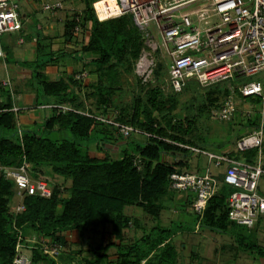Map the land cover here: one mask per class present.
I'll return each mask as SVG.
<instances>
[{
	"label": "trees",
	"instance_id": "trees-1",
	"mask_svg": "<svg viewBox=\"0 0 264 264\" xmlns=\"http://www.w3.org/2000/svg\"><path fill=\"white\" fill-rule=\"evenodd\" d=\"M82 1L83 10L78 14L82 18L76 15L77 12H72L73 16L67 17L64 22L63 35L68 40L77 25L81 28L82 25L89 24L88 38L78 52L81 55L76 58L82 60L85 53L92 55L80 73L86 72L87 78L92 72L95 76L93 82L85 84V78H77L76 73L50 79L45 71L47 65L58 64L60 57L64 56L66 59L74 56L63 51L57 52V56L53 52L45 53L43 43L38 41L37 58L23 63L29 65V80L36 89L33 105L47 109L48 115L41 125L29 128L20 124L19 114L24 111L14 109L17 107L13 104L12 93L7 87L9 85H3L0 81L2 165L18 168L26 163L27 174L33 181L46 179L44 175L60 174L72 182L71 190L65 196L61 194L60 188L50 185L48 180L45 181L51 188L50 196L43 195L39 189L33 193L23 190L19 194L16 181L0 174V264L13 262L17 245L27 243L23 234L28 228H32L41 237H48L51 245L57 243L61 246L57 258H54L36 245L30 250L32 264H59L58 258L62 251L70 248L64 232L77 229L79 236L88 231L101 234L98 230H102L107 224L111 225V234L117 242H105V234L102 233L99 244L89 247L91 256L85 257L83 264H178V252L172 236L185 227L183 223L174 221L165 226L156 222L141 236L129 242L125 238V231L133 218L132 215L125 214L123 209L126 205L144 207L153 210L157 218L163 210L173 209L174 202L169 196L174 193L169 188L170 173L175 170L191 171L193 168L197 172L204 170L199 161L193 165L190 163L191 157L200 158L202 155L194 154L173 142L208 148L210 140L200 135L192 136V130L193 126H197L198 117L208 114L207 109L200 108L201 104H210L202 103L201 98L195 95L192 96L191 103L186 104L189 114L182 121L169 116L177 107L176 100H170L159 85L142 84L135 73V61L144 42L132 16L124 14L99 20L93 7L96 0ZM4 48L7 49V46ZM157 68V73H160L161 66L159 71ZM125 71L135 73L140 89L132 95V102L119 106L116 98ZM192 84L200 85L189 81L182 91L190 89ZM210 86L215 92L220 90L228 94L234 82L224 81ZM172 92L179 94L181 91ZM235 92L240 99L247 100L241 96L236 85ZM52 98L53 101L49 102ZM168 101L169 105H166ZM249 101L254 102L253 111L256 112L259 100L250 98ZM58 105H67L74 110H62ZM98 117L112 118L158 137L134 138L135 134L125 137L112 124ZM256 119L255 114L241 115L240 121L237 120L238 131L228 141V146L221 141L214 142L212 146L216 149H233L235 141L256 125ZM54 129L67 130L72 138H51L49 135ZM93 141L97 152H108L105 150L108 141L115 145L121 144L123 147L119 146L120 157L111 160L108 154L104 157L91 155L89 144ZM169 153H181L186 160L172 163L163 160V155H170ZM256 155L257 150L252 149L244 153L243 157L253 161ZM215 175L220 187L208 201L200 227L230 233L239 248L255 252L256 257L263 258L264 246L258 244L253 236L245 235L241 226L229 219L228 197L234 189L224 183L223 175L218 172ZM16 194L22 199L25 209L15 214L11 211V203ZM187 201L191 202L192 198ZM263 218L261 216L254 227H245L258 231ZM86 241L89 243L88 239ZM112 248L115 249L113 254L110 253ZM60 257L64 264L73 263L70 257Z\"/></svg>",
	"mask_w": 264,
	"mask_h": 264
},
{
	"label": "built area",
	"instance_id": "built-area-1",
	"mask_svg": "<svg viewBox=\"0 0 264 264\" xmlns=\"http://www.w3.org/2000/svg\"><path fill=\"white\" fill-rule=\"evenodd\" d=\"M42 7L54 12L63 9L64 3L42 0ZM93 7L99 20L124 14L132 16L144 42L135 64V73L143 83L153 80L156 68L164 61L166 81L175 92L182 91L189 81L202 85L233 81L232 92L236 85L243 98L259 100L256 112L252 101L250 109L242 110V116L255 114L257 121L235 141L233 149L213 151L163 138L194 154L206 156L208 164L224 165V183L234 189L228 197V217L238 225L254 227L264 216V195L259 192V180L264 176V0H96ZM23 28L20 0H0V58L6 57L4 37L23 32ZM17 42H24L23 35ZM86 76V72L77 74V78ZM256 76L258 79H252ZM2 83L9 85L8 80ZM57 107L74 110L67 105ZM237 112V104L226 99L217 115L220 120L229 121ZM98 118L112 124L125 137L133 134L158 137L112 118ZM252 149L257 150V155L253 161H248L243 154ZM0 174L16 181L19 194L23 190L33 193L36 189L43 195L51 194L46 181L31 180L26 163L14 169L0 161ZM169 181L173 192L192 198L191 210L197 216L196 229H199L208 201L220 187L215 172L210 166L202 172L175 170L170 173ZM34 247L37 246L28 242L19 243L11 264H32L28 250ZM40 248L54 258L60 252L58 247L48 244Z\"/></svg>",
	"mask_w": 264,
	"mask_h": 264
},
{
	"label": "rangeland",
	"instance_id": "rangeland-1",
	"mask_svg": "<svg viewBox=\"0 0 264 264\" xmlns=\"http://www.w3.org/2000/svg\"><path fill=\"white\" fill-rule=\"evenodd\" d=\"M62 1L64 3V8L61 9V10H64L62 11V14L67 12V14H64L65 18L63 20V23L65 22L67 17L73 16L71 15L72 12H77L76 15L79 18H82L81 15H78L83 10L84 4L82 0H62ZM49 12L50 11H47V10H45L44 12L40 11L37 17L44 16L46 13L49 14ZM31 22L33 21L29 19L28 23L30 24ZM63 26L64 25L61 24L57 28L62 29ZM88 26L89 24L86 23V26L82 25V27L79 28L78 30L73 29L72 37L68 40L65 39L64 35L61 33V31L63 30L59 31L58 29H56V31L54 32L55 37L52 36L53 38H56L55 43H54L55 44L54 48L50 44H46V43L43 44L44 46L43 51L45 53L53 52L57 56V52L63 51L66 53H72L74 56V57H68L66 59L63 58L64 56L60 57V62L58 64H51L52 68H49L50 66L47 65L45 70H47L46 72H48L50 79H57L58 76L63 75V74H70V73L78 74L80 73L81 70H84L83 66L86 64V62L89 59H91L92 55L89 53L88 54L85 53L82 60H80L81 58H76V56L79 57V55H81V54H78V52L81 51L82 46L85 44L88 38ZM27 29H28L27 30L28 33H25V28H24L23 32H14L12 33L11 39H8V40L6 39V43L9 48L8 58H0V78L7 77V75H9L10 73H12V76H13V66H12L13 64L10 65L7 62L13 63L16 60H19V59L21 60L22 58L24 59L25 56H28L27 58L29 59L33 58V52L31 51L32 49H30L31 44H32V41L30 39L31 38V34H30L31 28L28 27ZM20 35H23V38H24V43L22 44H19L17 42ZM62 37H64V39H62ZM50 38L51 37H48V39ZM75 52H76V55H74ZM37 56H38V53H37ZM23 62L24 61H22L20 64L17 65L18 66L17 76L22 77L26 82L28 78H30L29 74L31 73V71H30L29 65H26ZM135 64H136V61H135ZM160 66H161V69L159 71ZM134 68H135V65H134ZM157 69L160 73H157L156 71L155 77L151 81V84H149V82L143 83L140 78L139 80L141 81L142 84L159 85L161 88L164 89L165 91L164 94L166 95L168 94V97L170 98V100L172 98L176 100L175 102L177 104V107L176 109L171 111L169 116H171L173 119H176L178 121H182L185 115L188 113L186 104H190L192 100V96L197 95L199 98H201L202 103L203 102L207 104L209 103L210 105L204 106L201 104L200 108L203 110L207 109L208 114H203L202 116L198 117L197 126L195 127L193 126L194 129L192 130L193 131L192 136L196 135L197 137L200 135V136L205 137L206 139H209L210 142L208 143L209 146L207 148L209 150H213V151L223 150V149H216L215 146H212L214 145L213 144L214 142L216 143L220 141L225 142L227 144L225 146L227 147L228 141L232 139L235 136V133L238 131L239 125L237 124V120L241 118L242 110L250 109L251 101H249V99H247L246 101L241 100L237 92L231 91L228 94L222 93V91L220 90L218 92H215L213 89H210L211 87L210 85H202V84L200 85L192 84V87L190 89L185 90L184 92L181 91L179 94H174L166 81V62L164 61L161 62ZM48 70L51 71V73ZM258 77L259 76H256L252 79H258ZM260 78L261 79L263 78V74L260 75ZM94 80H95V76L92 72H90L88 74V77L84 79V82L85 84H89L93 82ZM139 80L135 76L134 72L130 73V72L125 71L123 73L121 87L117 93V98H116V101L118 102H116V104H119V106L120 104L127 105L133 101L132 95L135 94L136 91H139L140 89L138 88ZM31 84H32L31 81L28 80L27 85H31ZM15 85L16 84H14V86ZM20 89H22V87ZM171 94H174V95H171ZM226 99L232 100L233 102L237 104V107H238V113H237L238 116H234L232 120L230 121H222L218 118V115H217V110L220 106V103H222ZM42 100L43 98H41L40 101ZM166 105H169V101L168 103H166ZM240 131L243 132L242 129ZM69 136L72 138V135L70 133H69ZM134 138H140V136H138V134H135ZM94 152H97V151L94 150ZM104 153L105 155L108 154V157L111 160H114L120 157L119 151L115 152L114 150H112L108 152H102L103 155L101 157L105 156ZM93 155H97V154H93ZM190 159H191L190 163L192 165L195 164L197 161H199L200 167L203 169H206V167L210 166L212 171L218 172L221 175H223L224 173V169H225L224 165H222L221 167H215L213 164H208V160L206 156L204 155H202L200 158L191 157ZM163 160H167L170 163L178 162V160L184 162L186 158L181 153L180 154L174 153L170 155H164ZM263 161H264V152H263ZM8 167L14 168V169L17 168L15 166H8ZM30 173H31V169H30ZM44 176L46 177V179L44 178V181L48 180V182H50L49 183L50 185L60 188L62 190V193H61L62 195L64 196L68 195V192H70L71 185H72L71 179H67L66 177L60 174H54V175L50 174V175H44ZM41 179L42 178H39V180ZM48 189L51 191V188H49V186H48ZM259 192L262 195H264V176L261 177V179L259 180ZM169 196L170 198L173 199V201H175L176 204H178L177 202H179V200L177 201V199L173 196L172 193ZM179 208H180L179 206L174 205L173 209H165L159 214L160 216L157 218L156 214L151 209H147V208L144 209V207L126 205L123 209L124 213L127 215H132V218H133L130 227L126 229L125 231L126 240L129 242L135 240L136 238L141 236L145 232V230H147L150 226H152L156 222L167 226L171 223L173 219H178L179 217L182 218L183 216L184 217L186 216L185 218H188V222H184L183 225L189 228L188 230L184 231V235L182 234L181 238L184 237L185 238L184 240H188L187 237L188 235H190L191 240L193 239L195 242H197V241H201L202 240L201 237L205 235V236H208L209 238V241L204 240L206 243H210V245L214 244L216 246H222V247L225 246L224 250L226 253L225 252L224 253L226 255L228 254L234 255V253H236L237 250L235 251L232 249V252H229L228 249H226V247L232 248L230 244L233 242V239L230 233L216 231V230H213L207 227H200L201 228L200 233L198 232L193 233V231H189V230H193L194 224L197 222V218L195 214L192 212V210L183 211V210H180ZM24 209L25 208L22 203V199L16 194L11 203V211L16 214L18 212L23 211ZM260 222L261 223H260V226L258 227V231H254L252 230V228H247L242 225H239V226H241L240 229L241 231L244 232L245 235L247 234L250 237L253 236L252 238L258 244H261L264 246V218L261 219ZM102 230H98V231L105 234V237H104L105 242H109V241L117 242V240H115L114 236L111 234L110 224H107V226H105ZM202 232L209 233L210 236L207 234H203ZM102 233L92 234L90 231H88L83 236H79L77 229L69 230L66 233L64 232L67 240L70 242V248H67V250L65 251L63 250L61 255L72 258L73 260L72 264H83V259L85 257L91 256L89 247L96 246L99 244V242L101 241L100 236L103 235ZM201 234H203V236ZM23 238L25 241L29 243V245H33V246L35 245L43 246L45 244H48L51 247H58V248L61 247L57 243H54L53 245H51L52 242L48 239V237L39 236L38 234L34 232L32 228H28L24 232ZM86 239L89 240V243H87ZM214 242H218V244H215ZM31 249L29 248L28 250L29 253ZM241 250L242 252L245 251V253L247 254L244 253L245 255L243 257H240L242 256V252L240 251L236 256L237 258L231 259L230 261L228 260V264H255L257 262H259V264H263L261 259L257 260V257L255 258L256 261H253V259L250 260V256L248 255V250H245L243 248H241ZM114 251L115 249L112 248L110 253L113 254ZM60 256L58 258V263L64 264V261L62 260ZM209 257L210 255H208L206 259H208Z\"/></svg>",
	"mask_w": 264,
	"mask_h": 264
},
{
	"label": "crops",
	"instance_id": "crops-1",
	"mask_svg": "<svg viewBox=\"0 0 264 264\" xmlns=\"http://www.w3.org/2000/svg\"><path fill=\"white\" fill-rule=\"evenodd\" d=\"M20 3H21L22 18L24 20L25 33H28L27 32L28 27L31 28V31H30L31 38L30 39L32 41V44H31L30 49H32L31 51L33 52V58L29 59L27 58L28 56H25L24 59L22 58L21 60L20 59L16 60L13 63L7 62L10 65L13 64L12 65L13 66V76H12V73H10L11 75L9 74L7 75V77L0 78V81H6V80L9 81V86L7 87L10 89L12 93L13 102H14L13 104L15 107L24 111L19 114L20 124L22 126L32 128V127H35L36 125H41L43 119L48 115V111L47 109H44L41 106L36 107L33 105V103L35 102L36 89L32 85H27L29 78L25 82V80L22 77L17 76V67H18L17 65L20 64L22 61L30 62L37 58L36 51H37L38 41L42 42L43 44L44 43L50 44L54 48V45H55L54 43L56 39V38H53L55 37L54 32L56 31V29H58L57 27H59L61 24L64 25L63 23V20L65 18L64 14H67V12L62 14V11L64 10H57L55 12H49V14L46 13L44 16L37 17L40 11H43V12L45 11L42 7V0H20ZM29 19L33 21L30 23L31 25L28 23ZM24 28H23V31H24ZM63 28L58 29L59 31L63 30L61 31L62 34L64 32ZM11 37H12V34L10 36H5L3 39V47L6 45L8 50L9 48L6 43V39L7 40L11 39ZM48 37H51V38L48 39ZM62 39H64V37H62ZM7 49L4 48L5 53H6L5 58H8ZM49 66H50L49 68H52L51 65ZM49 72L51 73V71ZM46 73L49 76L48 72ZM14 84L16 85L14 86ZM21 87L22 89H20ZM53 99L54 98L49 99V102H52ZM49 136L51 138H56V139H71V137L69 136V132L67 130H58V129L55 130L54 129ZM142 137L144 136H140V138ZM120 145H115L111 143V141H108V143L106 144L105 150L106 151L114 150L115 152H118L120 151V147H123ZM89 148H90L89 152L91 155L97 154L99 157L103 155L102 152H94V150H96L97 148L94 141L89 144ZM226 149H230V148L228 147ZM191 171H196V168L191 169ZM173 196L177 199V201L179 200V202H177L178 204H176L175 201H173L172 199V201L174 202L173 206L177 205L180 207L179 209L183 211L191 210V202L187 201L190 198V195H185L182 193L174 192ZM183 217L182 218L179 217L178 219H173L171 222H174V221H177L179 223L188 222V218H185L186 217L185 216L183 219ZM196 224L197 222L194 224V229L189 230V231H193V233H197V232L200 233L201 228L196 229ZM188 228L189 227H183V229L181 228L182 230L179 229L172 236L173 243L175 244L177 252H178V255H177L178 264H228V260L230 261L231 259L237 258L236 257L237 254L240 251L242 252L241 248H239L238 246V243L235 241V238L231 234L230 235L233 239V242L230 245L232 246V248L226 247V249H228L229 252H232V249L235 251L237 250L236 253H234V255H229V254L226 255L225 254L226 252L224 250L225 246L222 247V246H216L214 244L210 245V243H206L204 240L209 241L208 236H205V235L203 236V234L209 235V233H206V232H202L203 234L201 235L203 237H201L202 239L201 241L195 242L193 239L191 240L190 235H188V237L185 236L187 237L188 240H184L185 238L184 237L181 238V236L182 234L184 235V231L188 230ZM214 243L218 244V242H214ZM244 253L245 251L242 252V256L240 257H243L245 254H247V253L245 254ZM255 254H256L255 252L248 251L250 260L253 259V261H256ZM208 255H210V257L206 259ZM259 259H261L262 263L264 264V257L259 258L257 256V260ZM255 264H259V262Z\"/></svg>",
	"mask_w": 264,
	"mask_h": 264
}]
</instances>
